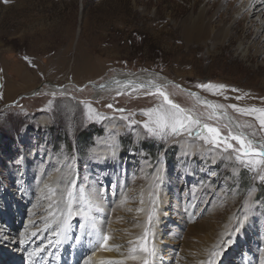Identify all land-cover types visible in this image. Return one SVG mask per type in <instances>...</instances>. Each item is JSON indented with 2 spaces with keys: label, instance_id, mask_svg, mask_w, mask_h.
Listing matches in <instances>:
<instances>
[{
  "label": "rangeland",
  "instance_id": "rangeland-1",
  "mask_svg": "<svg viewBox=\"0 0 264 264\" xmlns=\"http://www.w3.org/2000/svg\"><path fill=\"white\" fill-rule=\"evenodd\" d=\"M195 1L0 0V223L11 217L8 207L16 216L18 238L30 226L42 240L33 246L26 233L23 246L28 241L32 247L26 243L23 264L39 253L51 264L62 259V264H90L85 245L95 229L89 233V227L73 222L63 245L60 228H43L54 225L57 211L68 207L69 187L74 215L85 212L115 245L136 251L111 263H154L162 256L198 264H248V255L258 258L264 251V181L258 179L264 164L255 162L260 157L237 160L239 144L228 139L229 132L242 134L256 151L264 144L259 111L230 107L264 110V31L250 53L258 60L244 61L252 40L245 41V30L234 25L240 17L253 31L262 20L264 27V0L254 11L247 3L257 0H235L229 17L219 22L224 9L215 0L208 15L211 33L222 29L235 36V42L223 45L184 38L182 25L214 2ZM224 68L231 70L225 74L229 82L244 90L224 84ZM117 78L148 86L101 90ZM251 83L259 90L254 99L246 87ZM205 84L213 87H196ZM157 88L198 118L192 135L165 136L144 127H154L153 110L163 107ZM205 125L220 130V144L196 135ZM224 141L231 148L225 150ZM67 167L72 170L61 190L56 181ZM230 223L232 233L222 238ZM212 227H221L216 231L221 245L219 255L210 257L212 248L202 252L200 238ZM77 234L82 236L76 242Z\"/></svg>",
  "mask_w": 264,
  "mask_h": 264
},
{
  "label": "bare ground",
  "instance_id": "bare-ground-1",
  "mask_svg": "<svg viewBox=\"0 0 264 264\" xmlns=\"http://www.w3.org/2000/svg\"><path fill=\"white\" fill-rule=\"evenodd\" d=\"M198 1H200V0H196L195 4ZM213 1L214 2H211L209 4V7H208L207 10H202L195 19L191 18L188 23H184L182 25L181 29H182L184 38L187 41H192L191 43H195V42L196 43H203L204 45L207 44L205 41H208L209 44L214 43L216 41H219V44H221V45L226 44L227 42L230 43V44L232 42H235V36H231L228 33V31H224L222 29H217L213 33H211V30H210L211 29L210 28L211 21L208 19V15L212 12L214 6H216L215 5L216 1L215 0H213ZM223 2H224V0H219V5H220L221 8L224 9V12L222 11L224 14L218 16V18H217L218 22L226 20V17H229V15L231 14V12L233 10V4H234L235 0H229L228 4L226 6L223 5L224 4ZM260 3H261V0H257L255 3H252V1H251V2H248L247 4H248V8L249 9L253 8V11H254L255 8H256V5H259ZM196 11H197V8H196V5H194L193 13H195ZM244 23H245L244 19L240 18V17L237 18L234 21V25L236 27H239V28L245 30L244 31V40L245 41L246 40H252V46H250L249 55H245L244 54V56H242L241 58L244 61H255V60H258V56L257 55H255V56L251 55L250 53H251V50H254L256 48V46H257L256 45L257 44L256 41L259 38L260 33L262 31H264V29H263L264 27L262 25L263 20L261 21V25L257 29H254V31L251 30L250 28H248L247 26H244L243 25ZM215 27H216V25H215ZM225 47H226V45L224 46V48ZM257 67H259V66H257ZM229 71H231L229 68H227V69L224 68V72L221 71V78L224 79L223 80L224 84L227 85V86H231V87H235L237 89L244 90L242 84H236V86H233V83L229 82L227 75H225ZM256 72H260V69L259 68L256 69ZM256 72H251L250 75H253ZM246 78H248V77H246ZM117 80L119 82H116V83L111 82V84L110 83L107 84L108 86L101 87V90L105 89L107 91L116 90V92H123V91H126L128 89L136 88L138 86L139 87L148 86V84L147 85L146 84H139V82L137 83L136 81L130 80L129 78H124L123 82L121 80H119L118 78H117ZM144 80L147 81V83H149V80H146V79H144ZM151 83H149V85H151V86L154 85V83H152V84ZM136 84H139V85H136ZM252 84L253 83L246 84L247 86L245 85L247 87L248 96H249L250 99H254L256 97V95H258L257 92L259 91L255 87H253L254 85H252ZM195 96L197 97L196 99H198L201 102L207 104L208 101L202 100L201 96H199V94H195ZM263 104H264V102H263ZM71 170H70V168L67 167V168L64 169V172L62 173V175L58 176L59 179L56 181V185H58L61 188V190L63 188V186H62L63 184L62 183H65L66 178L68 179V177H69L68 175H70ZM46 186H49V184L46 183ZM25 200H27L26 197L23 198V200L21 202L25 203ZM59 202H58L59 203L58 207L60 208L61 205L63 206V204H64L63 199H60ZM17 206H19L18 203H17ZM8 210H10V209L7 207L6 212L10 213L11 217L9 218V216L7 215L6 216L7 219H5V223H4V218H3V222L0 223V245L5 246L4 248H0V253L3 255L0 258V264H23L25 262V260H26V257L28 256L27 254H25L26 253L25 252L26 243H28V245H30L32 247V245L28 241H26L24 243V246H23V240H25L26 237H27L26 233L28 232V234H29L28 238H31V240H33V244H34L33 246H38L41 243V241H42L41 239H38V233L40 231H38V229L33 230L29 226L26 231H23V233L25 234V236H23L24 238H22V239L18 238V236L16 234L17 229H18V224L16 223V219L12 220V218L16 217L15 213H12L14 211L10 212ZM80 210H82V209H80ZM71 212H72V214L69 215V207L60 208L57 211V217H56L54 225H51V223H50L49 225H46V227H43V228H48L49 227V228H53L55 230L57 229V231H58V228H60V231H59V233L57 235H58V237L60 236L59 239H60V242L63 245L67 244L66 241H69V239L71 238L70 232H68L66 234V232L68 230L67 226H69V224H73V222L77 221L79 226H80V228L89 227V229H88L89 233H91V232L93 233V230L95 229V233H93V240L91 242H87V244L85 245V248L87 247L89 249L88 257H89V260H90V264H104V263L112 264L113 262L111 263L109 261H112L111 259H114L115 257L123 259V258H127L128 255H130V254H133L135 256V254H136L135 252L136 251L132 250V247L131 248H124V247H120V245H115V243L113 242V239L110 238L107 234L106 235L109 237V240L105 244L103 242L104 234H102V232H101L102 229L100 227V224H97L91 217H88V215H87V218H85V212L77 211V215H74L76 210H74L73 208H71ZM74 216H76V217H74ZM70 220H71V222L69 223ZM65 221H67V224H65ZM93 221H94V223H93ZM49 222H50V220H47V223H49ZM104 222H106V221L104 220ZM247 224L249 225L251 223L247 222L246 225ZM230 226H231V223L229 224V226L227 225V227H225V228L223 227L224 229H222V233H223V235L221 236L222 238H224L225 236H228V235H230L232 233V229L229 228ZM237 226H238V224H237ZM243 226H245V225H241L240 228H242ZM99 228L101 229V231H99ZM219 228H221V227H219ZM219 228L217 227L215 229L214 227H212L211 229H204V232H203L204 234L200 238L202 240V242H203V246H202V249H201L202 252L206 248H207V250H208V248H212L210 250V255H211V256L209 255L210 257H212L213 255H217V254L219 255V250L220 249L218 247H220L221 242H219L220 241L219 240L216 243V241H217L216 240L217 239L216 236L218 237V234H216V231ZM136 232L137 231H132V233H136ZM85 233H87V232H85ZM217 233H219V232H217ZM242 235H243V233H242ZM77 236H78V239H76V242L81 240L80 238H81L82 235L77 234ZM136 237H137V234L136 235L134 234L133 237H132V241H135ZM197 239H198V241L200 240L199 238H197ZM1 240H3V242ZM6 241L9 242V243H5ZM22 246H23V248H22ZM49 248H50V246H46L44 248L45 249V253H47V251H49ZM41 254L39 253V254L33 256L32 258H30L28 264H38V263L39 264H51L50 261H49V263H47L48 259H46L44 257L45 254L43 253L42 257L40 256ZM206 254H209V253H206ZM17 255H19V256H17ZM248 257H249V259H248L249 263L248 264H264V251H261L259 253L258 258H257V256H255L252 259L249 255H248ZM149 258H150V256L148 255V259ZM186 258H188V257H186ZM107 259H110V260H107ZM154 259H155L154 263L150 262L149 260H147V263H150V264H179V263L180 264H198V263H194L192 260H188V259H185V258H184V260L183 259L181 260L180 258H175V260L173 261V259H171V258H166L165 259L162 256H156V257H154ZM194 261H195V259H194ZM208 261H210V259ZM113 264H115V263H113Z\"/></svg>",
  "mask_w": 264,
  "mask_h": 264
},
{
  "label": "snow or ice",
  "instance_id": "snow-or-ice-1",
  "mask_svg": "<svg viewBox=\"0 0 264 264\" xmlns=\"http://www.w3.org/2000/svg\"><path fill=\"white\" fill-rule=\"evenodd\" d=\"M198 88H204L209 89L213 87L210 84L205 85H197ZM218 88L223 89L224 85L217 86ZM233 91H236L233 89ZM157 95L163 98V107L160 109L153 110L154 113V120L152 121L154 127H150L148 123L144 124V127L153 134H162L167 135L169 132L172 135L180 134L183 131H187L189 135H192L193 132V126H200L199 120L191 113L186 114V110L181 109L177 104L173 103L168 95L157 88ZM108 107H112V105H108ZM209 107H220V106H211ZM230 107L235 108L236 111L243 112V113H254L259 111V115L257 116V119L259 120V124L262 129H264V110H257V109H239L236 108L234 105H230ZM119 111H124L123 109H120ZM146 115H149V113H146ZM211 118V116H210ZM245 125H236L237 128L244 127ZM207 133V135H205ZM196 135L205 140L206 142L211 143L212 145H218L221 143V133L220 130L216 127H210V126H203L202 131L197 132ZM229 140L236 141L237 144H239V155L237 156V160H240V158L243 157H260L259 161H255L256 163L264 164V144L260 145V150L256 151L254 147V142L251 139L245 138L242 134L236 133L233 134L232 132H229ZM227 150L228 148H231V144L227 141H224ZM243 162V161H242ZM248 163H253L252 160L247 161ZM258 179L261 181H264V175H258ZM67 195L69 198V215L72 214L71 208H72V199H73V188L69 187L67 189ZM91 210V206L89 208ZM94 223V221H93ZM65 224H67V221H65ZM23 235V234H21ZM109 240V237L107 235L103 236V242L106 244ZM144 252H147L149 255L155 256V252L149 251L146 247L142 249ZM145 264H147V261H145Z\"/></svg>",
  "mask_w": 264,
  "mask_h": 264
},
{
  "label": "water",
  "instance_id": "water-1",
  "mask_svg": "<svg viewBox=\"0 0 264 264\" xmlns=\"http://www.w3.org/2000/svg\"><path fill=\"white\" fill-rule=\"evenodd\" d=\"M189 93H192L193 95L197 94V93H193V92H189ZM207 104H209V103L207 102Z\"/></svg>",
  "mask_w": 264,
  "mask_h": 264
}]
</instances>
